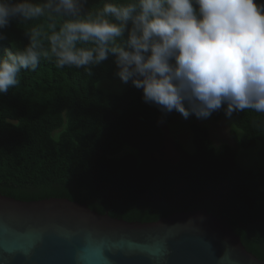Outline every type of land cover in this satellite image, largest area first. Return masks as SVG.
<instances>
[{
  "label": "trees",
  "instance_id": "obj_1",
  "mask_svg": "<svg viewBox=\"0 0 264 264\" xmlns=\"http://www.w3.org/2000/svg\"><path fill=\"white\" fill-rule=\"evenodd\" d=\"M102 5L103 0H88L86 8L95 12ZM63 21L47 15L13 20L0 53L23 50L33 29L48 50L49 36ZM115 70L111 58L90 70L57 68L49 52L35 72L22 71L20 83L0 94V194L22 201L67 198L142 223L206 209L264 260V165L258 171L246 168L236 147L216 145L209 127L196 123L191 124L194 152L177 142L176 162L155 160L166 141L159 124L171 123L174 111L165 115L146 104L142 90L131 84L120 93L99 88L116 79ZM211 118L228 117L220 110ZM230 119L238 146H259L264 163V113L245 109ZM126 147L135 151L123 154Z\"/></svg>",
  "mask_w": 264,
  "mask_h": 264
},
{
  "label": "clouds",
  "instance_id": "obj_2",
  "mask_svg": "<svg viewBox=\"0 0 264 264\" xmlns=\"http://www.w3.org/2000/svg\"><path fill=\"white\" fill-rule=\"evenodd\" d=\"M87 4L0 0V42L13 20L64 18L48 50L33 29L23 50L0 53V94L50 52L57 68L90 70L111 58L120 84L142 90L143 101L165 115L264 113V0H103L95 12Z\"/></svg>",
  "mask_w": 264,
  "mask_h": 264
},
{
  "label": "water",
  "instance_id": "obj_3",
  "mask_svg": "<svg viewBox=\"0 0 264 264\" xmlns=\"http://www.w3.org/2000/svg\"><path fill=\"white\" fill-rule=\"evenodd\" d=\"M0 264H264L206 209L129 222L67 198L0 194Z\"/></svg>",
  "mask_w": 264,
  "mask_h": 264
},
{
  "label": "rangeland",
  "instance_id": "obj_4",
  "mask_svg": "<svg viewBox=\"0 0 264 264\" xmlns=\"http://www.w3.org/2000/svg\"><path fill=\"white\" fill-rule=\"evenodd\" d=\"M99 88L113 93L122 92L125 85H121L118 78L115 80H105L98 84ZM196 123L199 125H206L211 132V138L216 145L221 143H229L236 150L239 155L240 162L246 168H253L258 171L264 165L263 161L259 158L258 150L259 146L246 150L241 146H238L235 139L231 135V131L235 128V125L230 118H224L219 122L214 121L211 117L206 120H194L188 118L183 119L182 116L174 111V120L171 123L160 122L159 126L166 135V141L163 148L154 153L153 158L159 161H167L174 163L178 160V151L176 143L180 142L185 145L186 149L190 152L195 151V147L192 143V131L191 124ZM233 127V128H232ZM238 147V148H237ZM131 147H126L123 151L134 152Z\"/></svg>",
  "mask_w": 264,
  "mask_h": 264
}]
</instances>
